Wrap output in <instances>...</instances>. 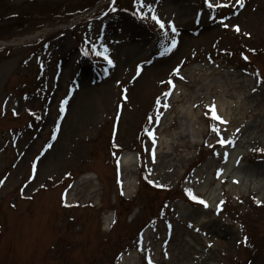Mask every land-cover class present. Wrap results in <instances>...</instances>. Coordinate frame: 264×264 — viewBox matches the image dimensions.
Masks as SVG:
<instances>
[{"label": "rangeland", "instance_id": "1", "mask_svg": "<svg viewBox=\"0 0 264 264\" xmlns=\"http://www.w3.org/2000/svg\"><path fill=\"white\" fill-rule=\"evenodd\" d=\"M96 1L0 0V180L7 177L0 187V264H126V260L147 264L149 256L153 264H264V153L253 151L264 148V113L241 127L235 147H221L204 116L205 106H192L206 132L202 138L185 140L188 147L172 156L174 173L163 174L170 164L159 163L163 143H173L181 134L179 113L190 108L196 95L210 97L214 84L220 96L223 89L231 91L223 97L226 100L235 99L238 94L230 87L237 86L252 109L264 105V85L255 75L258 70L264 77V0H246L243 9L235 0H219L233 5L223 12L208 9L204 0H172L168 9L163 8L165 0H146L166 24L174 21L179 29L178 47L168 68L160 63L168 57L160 55L167 41L158 25L142 20L147 26L139 23L143 34L126 26L140 19L132 15L134 0H119L118 11H108L102 18L104 8L112 7L111 0H100L95 7ZM86 7L90 10L82 14ZM227 17L231 19L224 22L239 25V33L219 23ZM198 18L200 26L195 25ZM89 40L98 49L106 44L116 60L109 83L97 82L105 60L81 51L91 49ZM133 43L143 45V51L132 54ZM136 64L143 65L138 78ZM180 64L185 80L171 76ZM95 68L99 73L94 78ZM82 72L91 75L81 84L76 78ZM169 78L178 88L174 96H188L161 108L158 116L155 101L169 91L170 85L161 83ZM110 84V95L103 96L101 89ZM124 89L128 102L122 103ZM64 99L68 104L61 113ZM13 108L19 115H13ZM166 114L173 116L174 127L164 129L171 125L162 121ZM117 116L113 140L118 148L110 143ZM156 119L160 124H155ZM230 125L234 124L223 126L226 138H233ZM146 130H154L155 145ZM49 143L53 147L45 152ZM55 148L60 149L57 156H53ZM123 155L131 162L130 175L121 163L117 167ZM234 155L239 163L229 168ZM38 156L36 178L22 193ZM148 179L164 185L157 189L166 192L148 188L154 186ZM189 187L210 207L190 201L185 191ZM221 201L225 203L217 215ZM189 223L194 227L189 228ZM245 236L247 244L241 243ZM208 243L213 247L208 248Z\"/></svg>", "mask_w": 264, "mask_h": 264}, {"label": "snow or ice", "instance_id": "2", "mask_svg": "<svg viewBox=\"0 0 264 264\" xmlns=\"http://www.w3.org/2000/svg\"><path fill=\"white\" fill-rule=\"evenodd\" d=\"M156 2H158V0H156ZM205 5L208 9L212 10L213 12H215L217 9H224V8H229L232 7V4L226 3V2H219V0H204ZM112 3V7L109 8V12H116L118 11V8L116 7L117 4V0H111ZM235 4L240 8L243 9L246 5V0H235ZM144 9H147V11H144ZM236 15H238V13H234ZM105 15H108V12H105ZM133 16H138L141 20H147V19H151L152 21L155 22L156 25H158L159 29L161 30V35L164 38L165 41H167V43H163L161 45V51H160V55L164 56V55H168L171 54L177 47H178V39L177 37L180 35L179 33V29L177 28L176 24L174 21H168L167 24L166 22L160 18V16L157 14L156 9L153 7L152 3H147L146 0H134V11L132 12ZM210 19L212 20H216V16L215 15H211L210 14ZM225 19H231V17H227L224 19H221L219 21V23H221L223 25V27L225 28H229V27H233L234 30L236 32H240L241 29L239 27V25H235V26H230L229 24L225 23ZM197 23H199V18L197 19ZM171 33V35H170ZM245 35H250L249 33H245ZM102 39V37H101ZM87 43L91 44V49L85 47L82 48L81 51L83 52L84 56H89L90 53H93L95 56L97 57H102L108 65L110 66H115L114 65V61L110 58L109 56V48L106 44H101L100 48L98 49L96 47V45L94 43H92L90 40L87 41ZM102 49V50H101ZM255 51V50H252ZM245 60H248V56H244L243 57ZM209 60H211V57H209ZM150 63V61H149ZM214 63V61H213ZM182 64L178 65L177 67H175L172 70L171 76L172 77H178L180 80H185L186 78L181 74V68H182ZM218 67V65H216ZM41 67H43V65H41ZM143 69V65H138L137 66V73L136 75L139 76L141 71ZM105 71H107V69H105ZM255 75L257 77H259L258 79V83L260 85H264V77H261V74L259 73V71L257 70V72L255 73ZM161 83H167L168 85H170V89L169 91H166L163 93L162 98H158L155 101L156 104V108H157V115H160V109L164 108V109H168L170 107V104L168 103H162V99L163 100H167L168 98H170L173 95V90L176 88V84L174 83V80L169 78L167 81H162ZM253 92L257 91V89L254 87L252 89ZM125 95H124V100L126 101L128 99L126 93H127V89H124ZM7 103V101H5V104ZM68 104V99H64L59 107V111L61 113H64L66 111V105ZM121 108L123 107V105L120 106ZM206 107V111L204 112V116L207 118L208 121H210L209 123V128L212 134H214L217 139H216V143L219 144L221 147L223 146H227V145H231L233 147H235L236 144V140L235 138H226V133H227V128L223 127L225 125H227L229 123V121L225 120L221 115L218 114V106L216 104V102L213 100L211 101L208 105L205 106ZM13 115H19V113L16 111L15 108H13ZM32 115H35V113H31ZM63 117H61L62 119ZM117 120H119V116H117ZM148 120L151 122L153 120L152 116L148 117ZM56 133H59L60 131V127L59 125L56 126ZM240 131L239 128L236 129V132L238 133ZM145 134L151 138L153 145L156 144V136L154 134V130H146ZM53 139L56 138L55 135H53L52 137ZM209 147H215L214 144H209ZM53 147V145L51 143L47 144V147L45 148V152H47L48 149H51ZM114 147H119L118 144H115L114 141ZM0 151H2V149H0ZM145 151H148L147 148H145ZM253 151H260L261 153H264V148H260V149H253ZM43 155V153L41 154ZM115 155V154H114ZM216 155H220V153H216ZM151 159L152 162L154 163L156 160V149L155 147H153L151 149ZM224 159L227 160V153L224 154ZM40 160V156H38L36 158V161L32 163L31 168H32V177L31 179L28 181V183H26L24 185V188L21 189V192L23 193L25 189L28 188L29 184L32 182V180H34L36 178V174H37V162ZM237 163H239V161H237ZM117 167L119 168L120 165V160L117 159L116 161ZM15 166V165H14ZM223 170H219L217 172V176L219 177L221 172ZM147 179V177H146ZM5 180H7V177H5L3 180H0V187H2L5 183ZM148 183L149 184H153L155 187H164V185L158 184L155 181L148 179ZM41 187H44V185H41ZM37 191H39V189H37ZM186 195L188 197V199L196 204L202 205L204 208H208L210 207L209 203L202 199L201 197H199L197 194L194 193L193 188L189 187L186 190ZM123 194V191L122 193ZM257 204L261 203L259 200L256 201ZM225 201H221L216 208V214L219 215V213L222 211L223 209V205H224ZM66 206H68L66 204ZM189 228H193L194 225L189 223L188 224ZM167 228L169 229V231H171L172 229V225L169 223L167 225ZM196 232H200V228H195ZM207 235V234H205ZM249 238L247 236H245L243 238V241H241V243L243 244H247L248 243ZM141 245H142V240H141ZM208 248H212L213 244L212 243H208L207 245ZM141 250H143V247H141ZM168 253L165 252V257L167 258ZM147 264H153V260L151 258V256L148 257L147 260Z\"/></svg>", "mask_w": 264, "mask_h": 264}, {"label": "bare ground", "instance_id": "3", "mask_svg": "<svg viewBox=\"0 0 264 264\" xmlns=\"http://www.w3.org/2000/svg\"><path fill=\"white\" fill-rule=\"evenodd\" d=\"M171 5H174V2H172V0H165V3L163 4V8L167 7V9H168ZM183 17H184V15L180 17L181 21H182ZM127 26L129 28V30H131V25H127ZM135 29H133V30H135ZM133 44H136V45H132L130 47L132 54H137V53H140L143 51V47H144L143 45H141L140 43H133ZM171 58L168 59L167 61H162L160 63H163L162 65H164L166 68H168L171 61H172ZM164 71L162 73H164ZM201 80L206 81L207 79L201 78ZM81 82H86V81L82 80ZM213 83H216V82L213 81ZM194 85H195V83L192 84V86H194ZM210 85H212V84H210ZM214 86L215 87H213L211 90H213L215 92L213 93V91H210L211 92L210 97H207L206 95L204 96L203 95L204 93H202V95L199 97H197L198 95H196L194 97V102L190 104V108L187 111L182 110L179 113L180 114L179 119H181L180 128L182 129L180 136L177 139H174L173 143H169L168 141L163 143L164 140L162 141L164 150H163V152L161 150V153L159 154V159H160L159 163L164 165L163 161L165 160L166 162H169V164H170L168 169L164 170L163 174H172L176 171L175 160L172 158V156H179L180 150L182 148L188 147V143L185 140L191 139L192 137H197V138L201 137L202 138V136L204 135V133L207 130L204 123H203L204 121L202 120L200 114L198 112H196L195 110H193L192 106H194V107L206 106L211 101L214 100L218 106L219 115H221L225 120L234 124L231 126V130L233 129V131H234L233 138H235V139H236V136L240 133V131L238 133L236 132L237 128H239V129H241V127L245 128L247 126V124H249V119H251L253 117L261 116L264 113V105H262V107H260V109L257 108V106L253 107L254 109H252L248 105L247 99L246 98L244 99V97H241V94H240L241 88L240 87H237V86L230 87L231 90H233L238 95L237 96L235 95V99L231 98L230 100H226L223 97L225 95H230L231 91L223 89L222 94L224 96H220L218 94L217 89H216L217 88L216 84H214ZM207 87L210 88V86H207ZM218 87H221V86H218ZM110 90H111L110 85H108L107 87H104L103 89H101V94L103 96H106V94L110 95ZM82 91H83L82 95H84L85 89H83ZM89 93H95V92L93 90H90ZM184 94L185 95L175 96L174 98L171 99L170 103L185 101L187 99L188 95L186 93H184ZM105 99H107V98H105ZM87 106H88V104L85 105L84 107H87ZM235 106H238L237 112L233 111ZM205 110H206V107H205ZM167 116H168V114H166V116L164 118V125L169 123V121H171V125L169 127L165 126L164 129L174 127L173 122H172L173 116L168 117V118H167ZM237 116L238 117L242 116V118H238ZM86 118H88V113L85 114L84 120ZM175 118L176 117H174V119ZM235 125H237L236 128H234ZM59 152H60V149L57 148V150H56V148H55V150H53V156L59 155ZM237 157L238 156L235 157V155L232 156L230 163L228 164L229 168L234 167V164L237 163L236 162ZM169 158H172V160H169ZM232 159L234 160V162H231ZM128 160H129V158L126 157V155H124L123 160H122L123 164H124V168H125L127 174L130 175L131 173H133V168L130 165L131 162H129ZM261 174L264 175V167L262 168ZM126 180H127L126 184L129 185L130 184L129 180L128 179H126ZM125 263L126 264H133L132 262H130L128 260H126Z\"/></svg>", "mask_w": 264, "mask_h": 264}]
</instances>
